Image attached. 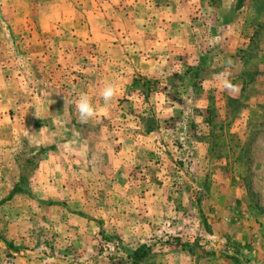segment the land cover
Returning <instances> with one entry per match:
<instances>
[{
	"label": "rangeland",
	"instance_id": "obj_1",
	"mask_svg": "<svg viewBox=\"0 0 264 264\" xmlns=\"http://www.w3.org/2000/svg\"><path fill=\"white\" fill-rule=\"evenodd\" d=\"M0 264H264V0H0Z\"/></svg>",
	"mask_w": 264,
	"mask_h": 264
},
{
	"label": "clouds",
	"instance_id": "obj_2",
	"mask_svg": "<svg viewBox=\"0 0 264 264\" xmlns=\"http://www.w3.org/2000/svg\"><path fill=\"white\" fill-rule=\"evenodd\" d=\"M218 43V38L216 39ZM22 59V58H21ZM227 65L231 66V60L226 62ZM231 73L225 70L219 73L216 79L219 81V85L223 90H226L229 94L238 93L240 91L239 85L234 84L230 79ZM100 95L102 96L105 104L110 103L117 95V86L114 83L106 84L101 90ZM74 105L79 114V119L82 123H87L90 119L96 116L97 109L93 106L91 97L86 93H81L77 99L74 100Z\"/></svg>",
	"mask_w": 264,
	"mask_h": 264
},
{
	"label": "trees",
	"instance_id": "obj_3",
	"mask_svg": "<svg viewBox=\"0 0 264 264\" xmlns=\"http://www.w3.org/2000/svg\"><path fill=\"white\" fill-rule=\"evenodd\" d=\"M135 260H137V259H135Z\"/></svg>",
	"mask_w": 264,
	"mask_h": 264
}]
</instances>
